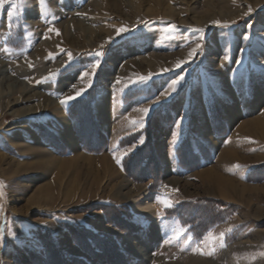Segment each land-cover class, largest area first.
Segmentation results:
<instances>
[{"label":"rangeland","instance_id":"374dc122","mask_svg":"<svg viewBox=\"0 0 264 264\" xmlns=\"http://www.w3.org/2000/svg\"><path fill=\"white\" fill-rule=\"evenodd\" d=\"M11 10L0 5V264H264V140L235 134L264 113V0ZM75 153L99 174L77 170Z\"/></svg>","mask_w":264,"mask_h":264},{"label":"bare ground","instance_id":"6f19581e","mask_svg":"<svg viewBox=\"0 0 264 264\" xmlns=\"http://www.w3.org/2000/svg\"><path fill=\"white\" fill-rule=\"evenodd\" d=\"M1 81L3 80L2 78L0 79ZM17 84V83H16ZM20 86H18V91H21V92H26L27 91V88L25 86H23V84L19 83ZM225 86V85H224ZM11 88V85L10 87H7V89L5 88V93H8V91L10 93H12V90H10ZM7 90V91H6ZM71 92V91H70ZM37 95H40L44 105L52 108L53 110H57L56 109V106H57V103L55 100L51 99V98H48V97H45L43 94H40L39 92L37 93ZM16 100V99H15ZM17 101V100H16ZM16 101H14L16 103ZM25 109V110H24ZM22 110H17V114L18 113H22V111H28V107L27 108H24ZM14 112V113H15ZM15 113V114H16ZM249 116V115H248ZM64 120V118H63ZM236 123V122H235ZM237 125V124H236ZM235 134H237L238 136H242L243 134L245 135H252V134H257L261 139L264 140V113L263 115H260V116H255V118L253 119H248V120H245V121H242V122H239L238 125L236 126L235 128ZM74 134L72 133V130H71V126L70 124L65 120L63 122V133H62V136H63V139L70 145V147L75 150V146H76V141L74 139ZM257 138V137H255ZM21 144V143H20ZM23 147V146H22ZM236 151V150H235ZM234 151V153H235ZM232 152V151H231ZM233 153V154H234ZM223 154V153H222ZM230 154V153H229ZM76 155V153H75ZM236 155V154H234ZM51 156V155H50ZM232 156V155H231ZM53 158V156H51ZM54 159V158H53ZM85 160V157L82 156L81 154H78L76 155L75 158H72L71 159V163L74 164V166L77 168V170H86L87 172H90V173H93L95 172V174H99V170L95 167L94 165V162H93V159L92 158H86L88 159L89 163L86 164H80L82 160ZM100 161V160H99ZM57 162V161H56ZM107 163L104 161L102 163V165L104 166V170H108V166L106 165ZM100 167V166H99ZM102 167V166H101ZM111 171V170H110ZM206 173V172H204ZM203 173V174H204ZM208 174L206 175L207 178H210L208 180L212 181L215 183V187H216V184L220 185V184H223L225 183L226 185H230L231 184V181L228 179V178H225L223 176H220V175H217V174H214L211 170L209 172H207ZM213 175H212V174ZM96 174V175H97ZM212 175V176H211ZM60 178V177H59ZM60 182V181H59ZM95 182V181H94ZM55 184V183H54ZM53 184V185H54ZM56 185V184H55ZM224 186V185H223ZM218 188V187H217ZM221 191H222V188H221ZM225 192V191H224ZM136 206V209L139 210V213H144V212H148L150 214V217H152V213L150 211V208H151V203H149V201H142V202H136L135 204Z\"/></svg>","mask_w":264,"mask_h":264},{"label":"snow or ice","instance_id":"6c2138e0","mask_svg":"<svg viewBox=\"0 0 264 264\" xmlns=\"http://www.w3.org/2000/svg\"><path fill=\"white\" fill-rule=\"evenodd\" d=\"M41 2L43 3V0H41ZM5 3L10 4V6H11V9H12V10H11V11H8V13H7L8 16L11 17V16H14V15L16 14L14 10H15L19 5H21V4L23 3V0H0V5H3V4H5ZM249 11H251V9H249ZM216 23L219 24V21H217ZM223 27H228V25H223ZM120 31H125V29L121 28ZM195 31H197V32L200 33V35H199V40H200V41H203V40L205 39V36H204V34H203V30H202V29H196ZM244 39H248V37H247V36H244ZM201 49H202V44H201V43H197V44L195 45V47H193V48L189 51V53H188V57H189V58L193 57V56L196 55V54L198 53V51L201 50ZM97 55H98V56H99V55H102V53H97ZM224 59L227 60L228 57L225 56ZM186 62H187V61H177V66L179 67L180 64H182V63H186ZM235 63L240 64L241 61H240V60H236ZM98 66H99V64H94V65L92 66V68H93V74L95 73V71H96V69H97ZM85 75H87V74H85ZM147 79H149V77H139V81H138V82H144V81H146ZM183 79H184L183 76H178L176 79H173V80L171 81L170 88L172 89V91H175V90H176V86H177L178 84H180L181 81H182ZM118 83H119V81H118ZM89 86H91V83H90V82H89ZM84 91H85V89H80V90L76 91V93H75L74 96H68V97H66L65 99L61 100V103L64 104V103H67V102L70 101V100H73V99H76L77 97H80V96L83 94ZM162 95H163V96H168V95H170V93L165 92V93H162ZM154 103H155V102H154ZM139 111L143 113V116L141 117V122H140V126L143 127V126H144V125H143V120H144V118H146V117L148 116V114H149L150 111H151V108H150V107H146V108L139 109ZM180 123H181L180 121H176V124H177L178 126L180 125ZM140 143H143V139L140 140ZM117 163L119 164L120 161L117 160ZM235 167H239V165H236ZM174 191H176V190H174ZM158 203L161 204V205L163 206V208H169V207L172 206L171 203H170L168 200H166V199L158 200ZM163 208L160 209L161 214H162V212H163ZM209 235H211V234H209ZM223 236H224V233H221V234H220V239H223Z\"/></svg>","mask_w":264,"mask_h":264}]
</instances>
